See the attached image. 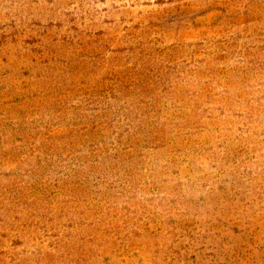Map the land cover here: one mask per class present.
Here are the masks:
<instances>
[{
    "label": "rangeland",
    "instance_id": "374dc122",
    "mask_svg": "<svg viewBox=\"0 0 264 264\" xmlns=\"http://www.w3.org/2000/svg\"><path fill=\"white\" fill-rule=\"evenodd\" d=\"M0 264H264V0H0Z\"/></svg>",
    "mask_w": 264,
    "mask_h": 264
}]
</instances>
